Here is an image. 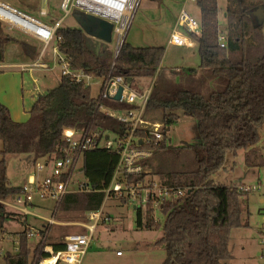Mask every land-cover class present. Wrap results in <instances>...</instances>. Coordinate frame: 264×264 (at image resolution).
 I'll use <instances>...</instances> for the list:
<instances>
[{"label": "trees", "instance_id": "trees-1", "mask_svg": "<svg viewBox=\"0 0 264 264\" xmlns=\"http://www.w3.org/2000/svg\"><path fill=\"white\" fill-rule=\"evenodd\" d=\"M195 2L201 10L202 31L196 34L183 29L197 42L201 61L196 68L163 67L165 46L141 47L127 41L115 59L109 44L90 37L82 26L62 25L58 29L62 40L57 47L73 73L81 70L104 79L123 75L136 89L155 78L147 109L161 111L166 127L163 139L154 148L153 158L158 163L155 173L164 185L182 189L184 194L160 204L163 221L152 215V203L146 209L136 206L135 210L139 228H161L163 235L153 246L167 252L162 264H222L223 259L232 257V231L248 224L242 201L249 191L219 184L215 175L225 166L229 151L236 155L244 150L248 166H264V21L260 23L254 14L259 5L264 6V0H228L226 32L218 20V0ZM74 13L81 20L89 15L79 8ZM4 26L0 22V63L5 60L7 45L14 40ZM220 33H226L225 46L220 43ZM130 107L114 97L99 101L91 94V86L72 74H62L57 87L41 93L23 122L15 120L9 107L0 101V227L11 214L1 201L22 190L11 184L8 175L11 156L27 154L33 163L61 157L68 143V129L127 133L126 124L105 109ZM184 116L196 122L195 140L173 145L169 131ZM138 134L147 135L143 131ZM119 156L118 150L108 147L83 152L82 172L91 189L65 194L55 216L61 221H91L90 213L99 211L105 202V189L112 183ZM149 164L152 166L151 160ZM139 178L144 174L132 176L129 182ZM123 201L128 203L129 199ZM67 211L78 216H61ZM31 230L27 225L18 234V251L5 254L7 264H34L29 245ZM52 245L56 252L66 248L65 242ZM41 246L39 242L34 255ZM138 246L147 248L150 244ZM48 254L41 249L37 262Z\"/></svg>", "mask_w": 264, "mask_h": 264}, {"label": "rangeland", "instance_id": "rangeland-1", "mask_svg": "<svg viewBox=\"0 0 264 264\" xmlns=\"http://www.w3.org/2000/svg\"><path fill=\"white\" fill-rule=\"evenodd\" d=\"M12 6L19 8L20 10L28 11L30 14L36 17L57 19V17L64 16L65 10L62 8V0H6ZM183 0H136V5L131 13L130 19H128V25L123 32H118L117 28L114 29L112 34V41L109 43V47L114 51L120 45L121 40L132 43L134 46L146 47L149 45H160L168 47V37L171 33L176 31L189 38V43L182 47H171L170 50H165L164 53V65L167 66H190L197 67L200 63L201 56H199L197 42L194 38L183 29V25L177 26V17L181 11V5ZM185 1V0H184ZM185 7L187 10L197 19L200 17V7L196 2L187 0ZM186 2V1H185ZM219 2V14L218 20H220L222 31L226 32L227 22L225 18V12L228 6V0H218ZM47 7L49 15L42 16L40 13L41 6ZM78 6H74L75 8ZM183 8V7H182ZM74 9L63 19V26L73 27L84 26L81 19L74 13ZM86 13L92 14L86 9L81 8ZM179 12V13H178ZM95 14V12L93 13ZM102 16L106 19L107 17ZM109 20V19H108ZM111 20V19H110ZM114 21V20H113ZM117 27L122 26L121 20L114 21ZM4 26V25H2ZM5 27V26H4ZM6 32H10L14 36L23 40L24 43H30L34 46H38L40 50L43 46L42 42L34 41L31 36L17 29L8 30L5 27ZM88 33V32H87ZM89 34V33H88ZM226 34V33H225ZM90 37L97 38L95 35L89 34ZM121 38V40H120ZM125 38V39H124ZM15 41V40H14ZM13 42V41H11ZM42 43V44H41ZM20 45L10 43L6 49V60H13L18 62H32L29 56L25 54V51ZM168 49V48H167ZM53 53V49L48 51L46 57L47 62L51 68L46 70L42 67L26 66L23 69H16L19 74V87L14 86V98L16 101V95H23L24 89V106L19 107L21 109L30 110L35 101L40 96L39 94L47 91V87L55 88L59 85L64 63L60 61V56ZM8 70V68H5ZM86 82L91 86V94L96 97L100 96V90L104 78L101 76H86ZM45 82V83H44ZM49 85V86H45ZM132 87V86H131ZM136 89L135 87H132ZM17 103V102H16ZM147 117L154 121H162L161 111L149 108ZM28 111H26L27 113ZM164 122V121H163ZM196 122L188 116H184L175 126L169 131L170 143L178 145L184 141H194L196 137ZM116 137L115 134H111V140ZM2 148V140L0 138V149ZM242 151V152H240ZM238 155L228 153L226 155L225 166L221 168L215 175L218 183H224L226 185L249 184L250 186L259 187L257 191H249L245 194L242 201L244 208V217L248 224L240 228L233 229L232 238L229 244V250L232 257L223 259L222 264H264V253L262 247V239H264V201H261V197L264 198V166H256L247 169V164L244 161L243 150H240ZM2 158L0 154V159ZM152 166L150 171L156 172L154 168L158 163L156 158L150 159ZM82 163V159H81ZM31 165V167H30ZM8 175L11 184L14 186H26L29 176L34 174L33 160L29 156H11L8 161ZM36 169V168H35ZM45 171L39 173V177H43ZM158 177V176H156ZM76 182L86 181V177L83 173H76L73 177ZM71 188H74L71 186ZM246 192V191H245ZM251 192V193H250ZM53 197H45L44 200L39 197L38 194L33 193V199L36 205L28 204L30 213H25L21 210L13 201V197H8L1 201L5 205V211L10 212L9 216L4 220L3 227H0V264H7L5 260V254L10 252H17L19 248V233L24 231L27 225L30 226L33 231L39 235L36 237L32 235L29 240L31 247L30 254L34 260V264H38L39 253L41 249L45 250V246L48 244H54L57 241L63 242L64 236L69 233H88L89 227L95 225L98 218L95 213H90V220L80 219L72 221L59 220L55 215L61 205L60 202L56 206V199ZM123 198H126L125 196ZM123 198L121 199L123 201ZM102 210L106 211L112 221L103 223V216L101 215L98 226L95 227L93 246L90 247L83 260V264H151L154 258H158V252L160 254L164 251L160 248L152 249V256L146 254L144 247L137 248L136 245H140L142 241H137L134 246H131L136 240H154L161 235V228L157 229H143L139 228L136 223V217L134 207L125 203H120L116 199L106 198ZM55 202V203H54ZM58 202V201H57ZM41 204V206H39ZM56 207L55 213L54 209ZM146 209V208H145ZM35 213V215L33 214ZM54 213L55 222L51 223L42 221L37 215H43L51 217ZM60 213V210H59ZM58 213V214H59ZM88 214L85 216L88 217ZM73 217L78 216L74 212H62L61 216ZM155 218L163 221L164 216L160 209L155 211ZM1 218V216H0ZM53 220V221H54ZM89 221V222H88ZM88 226V229H87ZM38 229V230H37ZM44 230V233H41ZM40 237V239H39ZM41 242L42 246L34 255V249L37 244ZM264 242V241H263ZM120 251L125 253L124 256H119L116 252ZM64 263V262H63ZM62 263V264H63ZM67 264V263H64Z\"/></svg>", "mask_w": 264, "mask_h": 264}, {"label": "built area", "instance_id": "built-area-1", "mask_svg": "<svg viewBox=\"0 0 264 264\" xmlns=\"http://www.w3.org/2000/svg\"><path fill=\"white\" fill-rule=\"evenodd\" d=\"M88 0H62L61 6L65 10L64 16L60 17L52 23L46 22L42 17H36L28 11L20 10L12 6L6 0H0V22L9 29H17L34 39L42 42L45 49L53 42L57 43L62 40V36L58 34V29L63 24V19L70 14L74 6L86 9L90 12L100 13L91 10L87 5ZM195 2L196 0H189ZM77 8V7H76ZM42 16L48 15L47 8H41ZM112 21L114 18H108ZM115 21V20H114ZM113 21V22H114ZM183 25L188 31L199 34L202 31L201 20L194 17L186 7L181 8L177 17V26ZM116 28H118L116 26ZM170 35L169 42L176 45H184L187 43V38L176 31ZM220 43L225 46L227 37L220 33ZM123 41L121 42V44ZM121 44L116 48L119 49ZM59 53L64 68L62 74H72L78 81H86V75L79 70L73 73L70 70L68 59L63 55L58 47L55 50ZM62 54V55H61ZM46 65V64H45ZM48 67V66H47ZM155 82V78L146 87L141 89H133L130 81L123 75L111 76L108 75L103 80L99 101L101 98H115L118 90L122 88L120 101L132 106L130 108L111 110L106 108L105 111L116 117L118 120L126 124L128 132L106 133L100 130H67L66 140L67 145L64 147V155L54 159L43 158L37 160L34 164L36 171L42 172L48 170L43 177L29 176L28 183L30 185L22 186L19 194L13 197L14 203L21 207V210L26 214L29 213L28 204L33 199V193H36L44 199L45 197H53L56 201L61 202L63 196L69 192L79 190H90L91 183L87 181L76 182L73 177L76 173L82 172L81 154L87 150L96 149L97 147H108L119 151L120 156L118 165L115 169L112 183L105 189L106 198L122 199L124 196L129 199L130 203L136 206H142L144 209L152 203L154 206H160L168 200H175L184 194L182 189L166 186L156 176V173L150 171V159L153 158L154 148L158 146L159 141L163 139L166 133L165 123L162 121H154L147 117L149 110L147 109L148 100L151 96V89ZM138 131H143L147 135L142 137ZM111 134L116 137L111 140ZM84 174V173H83ZM144 178L135 179L129 182L132 176L143 175ZM73 186L74 188H71ZM239 189L242 191H257L259 187L250 185H241ZM98 218L95 225L89 227L88 233H69L65 235L63 242L66 243V248L62 251H54L52 244L45 246L46 255L38 264H42L47 257H52L46 264H81L86 252L93 246L95 227L98 224L101 212L97 211ZM104 222L109 221L107 216L104 217ZM102 220V221H103ZM36 234L31 230L30 235ZM118 254H122L117 251Z\"/></svg>", "mask_w": 264, "mask_h": 264}, {"label": "crops", "instance_id": "crops-1", "mask_svg": "<svg viewBox=\"0 0 264 264\" xmlns=\"http://www.w3.org/2000/svg\"><path fill=\"white\" fill-rule=\"evenodd\" d=\"M45 1V0H44ZM186 1V2H185ZM183 0L181 3H182V5H181V8L182 7H185V5L187 4V0ZM41 8H47V7H45L44 5L43 6H41ZM179 13V12H178ZM48 15H49V11H48ZM60 17H62V16H60ZM60 17H57V19H59ZM46 22H48V23H52V22H54V21H56L57 19H55V18H53L52 20L51 19H48L47 17L46 18H43ZM8 30H13V29H8ZM9 34L14 38V40H13V42H9V44L10 43H15V44H18V46L20 45L21 47H23L22 49L25 51V54L27 55V56H29L30 57V59H33V61L32 62H18V61H13V60H6V54H5V60H4V62H1L0 63V101L3 103V104H5V105H7L8 107H9V109H10V113L12 114V117L15 119V120H17V121H21V122H23L24 120H26L28 117H29V114H28V112L26 113V111H29V110H25V108L24 109H21V111H20V109H19V107H21V106H24L25 104H24V98H25V96H24V89H23V95L22 96H19V94L18 95H16V101H15V98H14V86H16V87H19V74H18V72H17V70L16 69H18V68H24V67H26V66H28V65H30V66H33V67H42V68H44V69H46V70H49L50 68H51V66H50V64L47 62V60H46V57H47V55H48V51L50 50V49H53V53L54 54H58V56H60L59 55V53H56L55 52V50H56V48H57V43H55V42H53L52 44H50L46 49H45V51L42 53V49H43V47H44V45L41 47V49L40 50H38L39 49V47L38 46H34L33 44H30V43H24L23 42V40L21 41V39L20 38H18V37H16V36H14L13 34H11L10 32H9ZM186 38H187V36H185ZM34 41H36V42H38L39 43V41L38 40H36V39H34L33 37H31ZM170 37H168V39H169ZM188 40H187V43L186 44H184V45H182V46H185V45H187L188 43H189V38H187ZM170 40V39H169ZM169 40H168V43H169V46L168 47H166L165 48V50H170V48L171 47H182V46H180V45H176V44H171L170 42H169ZM8 44V45H9ZM42 44V43H41ZM7 45V46H8ZM168 48V49H167ZM197 48H198V46H197ZM7 49V48H6ZM6 52V51H5ZM165 53V52H164ZM62 55V54H61ZM57 56V57H58ZM60 59V58H59ZM60 61H61V59H60ZM201 61V60H200ZM62 62V61H61ZM46 64V65H45ZM199 65H200V63H199ZM198 65V66H199ZM48 66V67H47ZM161 66H163V67H165V66H167V65H164V60L162 61V63H161ZM197 66V67H198ZM170 67H173V66H170ZM176 67H186V68H196V67H190V66H176ZM5 68H8V70H5L4 71V69ZM61 77V76H60ZM149 81V80H148ZM45 83V82H44ZM45 86H49V85H45ZM48 89L47 90H49V89H52V87H47ZM42 93V92H41ZM40 93V94H41ZM39 94V95H40ZM17 102V103H16ZM231 151H229L228 153H230ZM240 152H242V151H240ZM240 152H238V154L240 153ZM227 153V154H228ZM232 153V152H231ZM245 151L243 150V154H244V161H245ZM234 154V153H233ZM238 154H236V155H238ZM27 154H25V156H26ZM235 155V154H234ZM23 156V155H22ZM28 156V155H27ZM245 163H246V161H245ZM247 164V163H246ZM248 165V164H247ZM30 167H31V165H30ZM250 167L249 166H247V169H249ZM43 171H45V173L48 171V170H43ZM42 171V172H43ZM42 172H38V171H36V169L34 168V174H32V175H35V176H38L39 175V173H42ZM44 173V174H45ZM32 175H30V176H32ZM219 184H221V183H219ZM222 184H224V183H222ZM226 185V184H225ZM232 185V184H231ZM231 185H229V186H231ZM235 185V184H234ZM240 185H249V184H240ZM112 198V197H111ZM53 199V198H52ZM114 200L116 199L117 201H119L120 203H125L124 201H122V200H120V199H117V198H113ZM45 200H49V199H44V200H40L41 202H44ZM105 200V199H104ZM106 201V200H105ZM261 201H264V198L263 197H261ZM56 202V203H55ZM54 203L56 204V206H57V204H58V202L57 201H55ZM105 203V202H104ZM104 203H103V205H104ZM30 204V203H29ZM32 205H36L35 204V202H32L31 203ZM125 204H127V205H129V206H132V207H134V212H135V217H136V210H135V208H136V205L133 203H130V202H128V203H125ZM39 206H41V204H39ZM55 207V206H54ZM153 207V211H152V215L154 216V217H156L155 216V211L157 210V209H160L158 206H152ZM102 208H103V206H102ZM102 208L99 210V212H101V214H102V216H103V218L105 217V216H107L108 218H109V221H105L104 222V220H103V223H107V222H110V221H112L113 220V218H111V216L106 212V211H103L102 210ZM55 210H56V207H55V209H54V213H55ZM29 213H30V211H29ZM54 213L52 214V216L50 217H46V216H43V215H37V217H39V219L40 220H42V221H46V222H48V220H49V222H51V223H53V222H55V220H54ZM34 215H35V213H33ZM137 218V217H136ZM54 220V221H53ZM98 224H99V222H98ZM98 224H97V226H98ZM87 229H88V226H87ZM33 230V229H32ZM38 230V229H37ZM160 231H161V235L160 236H158V237H156L154 240H151V241H147V240H136L134 243H132V245L131 246H134V245H136L137 243H139V242H137V241H142V242H140V243H146V242H148L149 244H150V246L149 247H147L148 249H146V254L147 255H149V256H152V254H153V252L151 251L152 249H155L156 247H154L153 246V243L158 239V238H160L163 234H162V230L160 229ZM35 232H36V230H35ZM39 234L38 233H36V237L38 236ZM65 237V236H64ZM39 239H40V237H39ZM65 239V238H64ZM263 241H264V239H262ZM263 241H261L262 242V247H261V249H263V253H264V242ZM137 242V243H136ZM56 243H62V242H59V241H57ZM145 248V247H144ZM157 249V248H156ZM87 253V252H86ZM117 253V252H116ZM118 254V253H117ZM119 256H124L125 255V253H122V254H118ZM86 256V255H85ZM85 256H84V258H85ZM158 256H160V257H158V258H154L153 259V261H152V263L151 264H162L164 261H165V259H166V257H167V252H165V251H163L161 254H160V252H158ZM84 258H83V260H84ZM83 260H82V263L81 264H83Z\"/></svg>", "mask_w": 264, "mask_h": 264}, {"label": "bare ground", "instance_id": "bare-ground-1", "mask_svg": "<svg viewBox=\"0 0 264 264\" xmlns=\"http://www.w3.org/2000/svg\"><path fill=\"white\" fill-rule=\"evenodd\" d=\"M136 0H88L87 5L91 10H94L107 18L121 20L122 26L117 28L118 32H123L128 25L131 13L135 7ZM121 40V38H120ZM122 42V40H121ZM120 42V44H121ZM52 259L47 257L42 264H46Z\"/></svg>", "mask_w": 264, "mask_h": 264}, {"label": "water", "instance_id": "water-1", "mask_svg": "<svg viewBox=\"0 0 264 264\" xmlns=\"http://www.w3.org/2000/svg\"><path fill=\"white\" fill-rule=\"evenodd\" d=\"M254 14L257 16L258 21L260 23H263L264 21V6L259 5L256 10H254ZM83 23V28L91 35H95L97 39L104 41L106 43H111L112 41V34L114 29L116 28L115 22L112 20H108L102 16H99L97 14H90L88 15L86 20H81ZM125 39V38H124ZM124 43V42H123ZM119 47V49L116 51L114 58L117 59V55L123 45ZM129 79L128 81H130ZM122 88H120L115 95V98L120 100L122 95Z\"/></svg>", "mask_w": 264, "mask_h": 264}]
</instances>
